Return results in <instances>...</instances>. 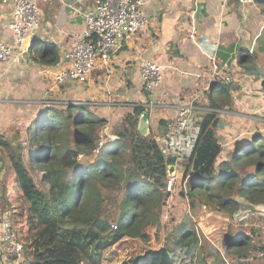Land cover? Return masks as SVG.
Wrapping results in <instances>:
<instances>
[{
  "label": "trees",
  "instance_id": "obj_1",
  "mask_svg": "<svg viewBox=\"0 0 264 264\" xmlns=\"http://www.w3.org/2000/svg\"><path fill=\"white\" fill-rule=\"evenodd\" d=\"M39 58L50 64L56 61L49 45L40 49ZM216 85L228 90L225 81L215 80L212 86ZM212 101L215 109L222 107L218 99ZM228 101L229 94L222 102ZM145 110L135 104L120 125L106 133L107 119L85 103L44 104L38 123L27 130L29 164L24 160L25 146L0 134L1 161L14 174L19 190L7 205L23 243L25 264H102L112 246L125 238L148 239V227L160 224L170 173L159 140L138 128ZM218 122L217 111H205L198 121L181 173L180 194L230 213L239 210L238 199L245 197L264 212V137L253 136L242 158L244 136L232 158L220 160ZM33 166L42 171L38 182ZM246 167L248 172L242 174ZM188 218L178 228L172 249L147 247L127 264H174L176 253L194 254L200 239ZM0 245V264H14L3 252L1 236ZM224 246L232 264H249L250 256L255 259L264 250L244 231L227 232Z\"/></svg>",
  "mask_w": 264,
  "mask_h": 264
},
{
  "label": "crops",
  "instance_id": "obj_2",
  "mask_svg": "<svg viewBox=\"0 0 264 264\" xmlns=\"http://www.w3.org/2000/svg\"><path fill=\"white\" fill-rule=\"evenodd\" d=\"M36 2L40 26L30 45L34 50L21 55L15 50L16 57L0 60V134L10 142H27V130L35 127L48 100L85 102L107 119L106 133L119 126L136 103L155 102L154 108H146L147 135L156 137L167 155L177 157L175 174L180 176L200 119L181 138L173 137L167 122L175 115L173 104L195 95L198 114L212 107L213 99L221 103L216 126L223 147L220 160H230L234 155L243 138L239 131L247 132L244 139L264 135V0L247 4L238 0H146L143 9L147 25L118 46L109 66L99 63L86 82L62 85L55 84L54 74L69 65L65 55L84 28L82 11L96 0ZM12 17L13 5L0 3V41L15 47L9 27ZM193 26L195 40L189 36ZM47 45L50 55L56 56L53 64L39 58L40 49ZM209 56L220 64H230L233 81L226 82L228 90L212 86L222 79L210 78ZM146 59L167 66L162 81L150 92L144 90L141 75ZM227 94L230 101L222 102ZM2 156L0 151V214L10 216L7 199L12 200L16 184L14 174L3 166Z\"/></svg>",
  "mask_w": 264,
  "mask_h": 264
},
{
  "label": "built area",
  "instance_id": "obj_3",
  "mask_svg": "<svg viewBox=\"0 0 264 264\" xmlns=\"http://www.w3.org/2000/svg\"><path fill=\"white\" fill-rule=\"evenodd\" d=\"M238 1L241 4H247L254 0ZM145 2L146 0H96L93 6L83 10L84 28L75 35L72 47L65 55L69 65L61 67L54 74L55 84L84 83L99 63L107 68L118 46L123 41L132 39L147 25L148 20L143 9ZM0 3L13 5V17L9 27L14 34L15 47L0 41V60H11L14 56L16 57L15 50L20 55L28 51L40 26V7L36 0H0ZM196 32V28L193 26L189 34L190 38L195 40ZM209 61L211 79H222L228 83L233 81L230 74L231 67L228 62L220 64L213 56H209ZM166 67L165 64L156 62L153 59L143 61L141 75L144 90L150 92L160 84ZM197 98L198 95H195L188 100L173 104L176 112L167 122V127L173 136L181 138L185 134L195 112ZM52 102L55 101L48 100L47 104ZM60 102L64 104L68 102L73 104L85 103L81 100H59L55 103ZM141 105L146 108H154L157 104L147 102ZM205 109L206 111H217L218 113L220 111L211 106ZM246 135L247 132L244 130L238 133L239 137ZM178 178L177 174H170L165 187L167 192L171 193L174 190ZM164 215L168 216V213ZM245 217L246 215L241 216L242 219ZM113 226L117 227L115 224ZM0 236L3 239L4 254L12 258L14 264H25L23 243L8 214H0ZM164 247L167 248V246Z\"/></svg>",
  "mask_w": 264,
  "mask_h": 264
},
{
  "label": "rangeland",
  "instance_id": "obj_4",
  "mask_svg": "<svg viewBox=\"0 0 264 264\" xmlns=\"http://www.w3.org/2000/svg\"><path fill=\"white\" fill-rule=\"evenodd\" d=\"M202 115L203 114H198L197 112L193 113L187 131L190 130V127H194L193 125ZM38 120L39 117L35 120L36 124ZM173 137L176 138V136ZM102 139L106 141L107 137L104 136ZM259 141L261 140H257L256 142L258 143ZM27 142L21 144L25 146L24 160L29 164V157H27L29 149L26 148ZM252 142H254V137L249 136L246 139L247 145L244 146L240 154L242 158L245 157V152ZM242 162L244 163V161ZM244 164H246V162ZM30 168L36 181H40L42 178V171H40L37 166ZM246 168L247 169H244L242 174L248 172L249 168ZM181 186L182 178L180 175L174 190L171 193L168 192L164 197L165 205L163 207L160 224L148 227V239L125 238L106 251L102 264H127L132 256L143 251L147 247L168 246L169 249H172L175 240L178 238L177 230L190 219L188 217L192 218L191 227H193L199 235V246L195 249L194 254L188 257L183 251L176 253L178 257H175L174 264H232L230 252L224 246V238L229 231L234 233L239 231L249 233L255 243L264 247V212L259 211V204L253 202L256 204L257 208L245 211H240L239 206V210L233 213L213 210L209 206L200 203L197 197H191L189 194L183 197L180 194L182 189ZM185 190L188 191V188ZM17 192H19L18 189L12 191L13 198H15L14 196ZM165 213H168V216H165ZM244 215H246V217L242 219L241 216ZM261 263L264 264V250L260 252L255 259L250 256L249 264Z\"/></svg>",
  "mask_w": 264,
  "mask_h": 264
},
{
  "label": "water",
  "instance_id": "obj_5",
  "mask_svg": "<svg viewBox=\"0 0 264 264\" xmlns=\"http://www.w3.org/2000/svg\"><path fill=\"white\" fill-rule=\"evenodd\" d=\"M148 115V111L145 110L141 114L139 119L138 128L143 135H147L148 133ZM260 136L264 137V135L262 134H260ZM176 158L177 157L174 154L166 155V164L168 166V171L170 174H174L176 172ZM238 202L240 206V211L257 208L256 204L247 200L245 197H239Z\"/></svg>",
  "mask_w": 264,
  "mask_h": 264
}]
</instances>
